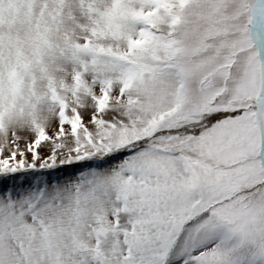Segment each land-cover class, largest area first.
<instances>
[{"label": "snow or ice", "instance_id": "obj_1", "mask_svg": "<svg viewBox=\"0 0 264 264\" xmlns=\"http://www.w3.org/2000/svg\"><path fill=\"white\" fill-rule=\"evenodd\" d=\"M0 264H264V0H0Z\"/></svg>", "mask_w": 264, "mask_h": 264}]
</instances>
